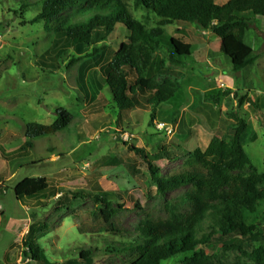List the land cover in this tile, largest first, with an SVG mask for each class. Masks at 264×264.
Instances as JSON below:
<instances>
[{
    "label": "rangeland",
    "instance_id": "1",
    "mask_svg": "<svg viewBox=\"0 0 264 264\" xmlns=\"http://www.w3.org/2000/svg\"><path fill=\"white\" fill-rule=\"evenodd\" d=\"M18 1L0 0V264L20 263L28 233L45 259L30 260L29 264H66L80 249L106 244L105 233L79 230V224L89 226L86 218L95 208L86 198L73 199L69 191L111 192L113 208L123 205L118 215L126 230L133 229L144 211L164 216V202L180 197L186 189L159 194L147 163L124 142L143 149L148 161L159 163L161 174L172 173L196 148L204 150L213 137L232 134V119L227 113L236 105L235 93L246 99L241 116L249 129L242 137L243 148L256 170L264 172V19L256 20L258 32L248 29L244 36V44H252L259 57L238 72L233 71L232 64L241 56L232 58L214 33L188 23L163 27L167 37L191 45V56L184 64L167 63L158 78L179 84L178 107L170 105L169 111H159L154 120L171 124L176 119L172 123L175 133L166 135L155 129L154 121L153 126L150 123L148 106L120 111L104 84L100 71L125 40L124 32L115 31L106 42V50L97 56L72 64L70 51L59 57L56 53L55 58L41 57L53 37L44 30L43 21H31L36 6L23 15L14 14L21 4ZM125 1L135 18L148 28L154 26L148 15L134 8L133 0ZM41 62L54 63L58 68ZM227 90L230 93L222 94ZM58 107L66 109L72 121L59 132L34 138L33 148L23 153L24 160L12 159L10 153L25 141L26 123L49 125L56 119ZM26 177H44L59 192L38 201L17 200L7 187ZM207 224L206 220L202 224L204 234L208 233ZM227 244L228 240L212 235L200 243V248L214 262L245 259L238 250L226 248ZM260 245L264 246V214L257 220L255 238L241 243L244 251ZM183 258L172 257L161 264H181ZM93 264L127 262L125 256L102 248Z\"/></svg>",
    "mask_w": 264,
    "mask_h": 264
},
{
    "label": "trees",
    "instance_id": "2",
    "mask_svg": "<svg viewBox=\"0 0 264 264\" xmlns=\"http://www.w3.org/2000/svg\"><path fill=\"white\" fill-rule=\"evenodd\" d=\"M18 2L21 4L14 14L23 15L31 6H36L31 21H43L44 30L53 37L41 57L55 58L56 53L59 57L70 51L69 64H72L84 57L97 56L106 50V42L115 31L124 32L125 40L100 72L115 106L120 111L148 106L152 126L159 111H169L170 105L177 108L179 104V84L168 78L161 82L158 78L167 63L183 65L191 56V45L179 38L167 37L164 26L188 23L214 33L232 58L241 56L233 61L234 72L253 65L259 57L244 44V36L248 29L259 31L256 19H264V0H133L134 8L154 21L151 28L133 16L125 0ZM25 23L27 21L22 22ZM44 65L58 68L54 63ZM228 93L229 90L222 94ZM235 97L236 105L227 113L232 119V134L228 138L213 137L204 150L196 148L172 173L161 174L159 163L148 161L143 149L124 142L130 152L147 163L159 194L166 196L180 188L186 189L180 197L164 202V216L144 211L143 218L133 229L126 230L118 215L123 205L113 208L111 192L69 191L73 199L86 198L95 208L87 215L89 226L79 224V230L105 233L107 240L104 239L105 245L80 249L77 257L66 260V264H93L96 253L102 248L125 256L127 264H161L176 256H184L181 264H264V246L250 251H244L241 246L243 240L255 238L257 220L264 214V172L256 170L243 148L242 137L249 129L241 116L246 99L240 93H235ZM72 119L66 109L58 107L53 123H26L25 141L11 153V158L24 160L23 153L33 148L34 138L59 132ZM175 122L173 118L171 124ZM11 190L17 200L32 198L36 201L44 196L54 197L59 192L44 177H26ZM205 220L208 221L207 234L202 229ZM212 235L228 240L230 245L226 248L238 250L245 259L233 263L214 262L212 256L200 248V243ZM25 242L22 259L43 262L44 253L29 233Z\"/></svg>",
    "mask_w": 264,
    "mask_h": 264
},
{
    "label": "built area",
    "instance_id": "3",
    "mask_svg": "<svg viewBox=\"0 0 264 264\" xmlns=\"http://www.w3.org/2000/svg\"><path fill=\"white\" fill-rule=\"evenodd\" d=\"M154 127L156 130L161 131L166 135H173L175 133V126L164 121H154ZM29 263H30V259L26 258V259H21L20 263L18 264H29Z\"/></svg>",
    "mask_w": 264,
    "mask_h": 264
},
{
    "label": "crops",
    "instance_id": "4",
    "mask_svg": "<svg viewBox=\"0 0 264 264\" xmlns=\"http://www.w3.org/2000/svg\"><path fill=\"white\" fill-rule=\"evenodd\" d=\"M256 20H260V21H263L261 18H257ZM258 32V31H257ZM247 42V41H246ZM248 43V42H247ZM248 46H250V48L252 47V49L254 50V48H253V46H252V44H250V43H248ZM17 149H18V147H17ZM16 150V149H15ZM14 150V151H15ZM14 151H12V152H14ZM11 152V153H12ZM11 153H10V156H11ZM7 155V154H6ZM6 157V156H5ZM6 159H9V156L8 157H6ZM5 181V180H4ZM1 183V182H0ZM7 187V186H6ZM8 188V187H7ZM10 189V188H9ZM11 189H12V187H11ZM10 189V190H11ZM4 191H6V190H3L2 192H4Z\"/></svg>",
    "mask_w": 264,
    "mask_h": 264
}]
</instances>
